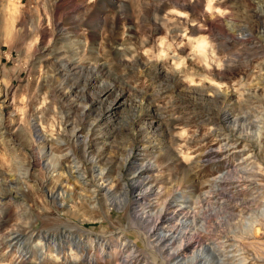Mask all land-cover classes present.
Segmentation results:
<instances>
[{
	"label": "rangeland",
	"instance_id": "rangeland-1",
	"mask_svg": "<svg viewBox=\"0 0 264 264\" xmlns=\"http://www.w3.org/2000/svg\"><path fill=\"white\" fill-rule=\"evenodd\" d=\"M149 185L264 255V0H0V264H163Z\"/></svg>",
	"mask_w": 264,
	"mask_h": 264
},
{
	"label": "bare ground",
	"instance_id": "bare-ground-1",
	"mask_svg": "<svg viewBox=\"0 0 264 264\" xmlns=\"http://www.w3.org/2000/svg\"><path fill=\"white\" fill-rule=\"evenodd\" d=\"M76 168L78 170V167ZM144 168V166H140L139 169H137L133 178L130 179L131 186L135 188L138 185L141 186V184H139L140 181L137 179V175L142 176ZM239 168L242 169L241 167ZM242 174H244L243 170ZM69 175L71 176L72 173L69 172ZM103 176L104 173L101 172L97 178L102 180L104 179ZM244 177L245 176H242L241 179ZM98 179L96 180L98 181ZM220 179L222 178L219 177L216 179L217 182L218 180L220 181ZM80 184L84 186L83 183ZM67 185H69L68 179L66 180V186ZM69 187L72 188V185H69ZM106 191L107 193H110L109 189ZM177 191H175L174 195L171 194L173 199H166L165 204H163L161 207H158V205L153 204L151 201L146 199L148 196L156 197L160 195V191L156 190L153 185L146 187V191L140 190V192L137 194V199H139L141 203L137 211L134 213L133 218L139 223L141 227L143 243L145 245H150L154 253H156V260H159L161 257L160 262L163 264H215L213 261L214 259L216 260V264L264 263V255H256L255 253L251 252L248 246L244 244V238L253 239L255 237L253 236V233L254 227L257 225L256 221L254 223L252 222L251 224H248V226H246L244 229H241L240 231H238L239 227L237 228L235 224H232V234L227 235L226 239L221 240L219 245L209 243L204 239V235L207 233V231L211 230L208 228L210 227L209 223L212 221V219L210 215H206L204 218L200 217V208H204L205 204L198 206V208L191 204L184 206L179 202V198L183 197V195ZM70 194L71 193H69V191L66 189V193L61 195V197H65L66 195V206H68L67 200L69 199ZM143 199L148 201H142ZM204 199L206 200V197ZM63 204L65 203H62V205ZM119 204V206L122 205V203ZM197 204H200V202ZM210 207L211 205L207 203V206H205L204 210L210 209ZM221 209L225 213V207L222 206ZM217 211L218 210H216V212ZM221 224L222 223H218L219 226ZM258 224L261 226V228H264L263 220ZM19 235L20 234H17V237ZM20 237H22V235H20ZM178 243H180L179 246H177ZM221 245L229 248L228 250H225L228 251L227 254L222 253L223 250L221 251L219 249V246ZM189 248H195L193 256H191L192 261L191 259L189 261L190 263L186 261L189 259H185L183 256L184 252ZM78 249L79 248L71 249L73 257L79 255L80 251ZM132 252L127 256L126 260L118 264H127V262L128 264H132V260H134V257H132ZM89 264L96 263L93 259H90ZM146 264L151 263L147 261Z\"/></svg>",
	"mask_w": 264,
	"mask_h": 264
}]
</instances>
